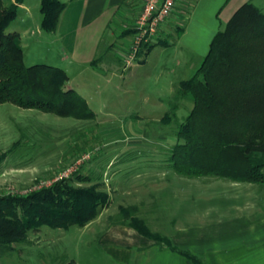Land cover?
<instances>
[{"label": "rangeland", "instance_id": "obj_1", "mask_svg": "<svg viewBox=\"0 0 264 264\" xmlns=\"http://www.w3.org/2000/svg\"><path fill=\"white\" fill-rule=\"evenodd\" d=\"M2 2L5 7L16 5V17L9 25L8 32L12 31L14 24L21 31L19 24L25 14L28 12L32 16L24 63L28 66L44 63L65 69L70 77L68 85L86 99L95 118L89 121L58 117L34 109H22L10 103L0 104V155L6 156L0 162V195H24L46 188L59 179L70 178L76 171L89 175L92 182H74V187L97 184L101 190L108 192L109 178L118 167H128L129 156L143 154L157 164L170 151L176 142L177 124L185 119L193 107L192 98L186 96L180 101L176 119H164L167 113L164 114V110L168 111L173 96L169 91L170 82H175V88L177 81L193 76L201 62L197 63L195 58L193 67L185 68L177 63L180 56L170 46L153 50L146 64L139 63L135 56L142 41L152 42L160 36L162 24L167 21L171 11L153 34L143 37L137 28L142 2H137L130 13L133 18L126 21L124 16L128 14V7L122 4L103 40L105 45L113 44L110 56L116 59L107 58V61L97 62L93 67L77 68L71 64L73 67L68 68L67 61L63 63L57 59L60 57L56 54L59 44L51 40V32L42 28L40 0H23L28 10L20 8L15 0ZM75 6L74 3L70 4L67 13L73 14ZM129 30L130 33H127ZM100 54L94 59H98ZM196 64H199L198 67ZM158 142H163L164 146ZM128 144L129 147L122 148ZM167 155L170 157V153ZM182 177L171 178V181L191 191L203 193L204 190H211L217 194L219 201L225 197L227 184L212 181L217 177ZM156 182L161 180L157 179ZM244 184H249L251 189L248 190L250 202L256 200L251 196H261L258 189L264 190L263 186ZM144 193L145 189L142 188L136 194H126L124 199L116 197L115 203L110 201L109 196L104 210L84 227L70 226L67 230L42 227L38 231H31L27 244L15 245L12 251L0 247V264H62L70 260L74 264H113L96 244V236L111 225L112 218H119L120 207H134L135 215L148 225L145 214L157 197L147 198ZM149 231L162 236L160 225L149 226Z\"/></svg>", "mask_w": 264, "mask_h": 264}, {"label": "trees", "instance_id": "obj_2", "mask_svg": "<svg viewBox=\"0 0 264 264\" xmlns=\"http://www.w3.org/2000/svg\"><path fill=\"white\" fill-rule=\"evenodd\" d=\"M22 1L15 0L17 5ZM65 6L60 0H40L45 31L56 29ZM15 17L16 5L5 7L0 0V104L93 120L95 113L86 99L68 87L69 76L64 69L24 63L19 35L7 31ZM157 44L142 41L136 60L143 62ZM98 59L91 65L95 66ZM186 96L192 98L193 107L177 124L176 142L169 151L173 171L186 177L213 176L264 187L263 11L252 3L236 10L213 36L196 73L177 82L164 119H176L180 101ZM5 157L0 155V162ZM74 182L91 183L92 179L76 171L70 178L24 195H0V247L12 251L15 245L28 243L31 231L84 227L97 217L109 203L108 192L97 184L74 187ZM135 212L134 207H120L119 218H112L110 223H125L149 239L166 243L193 264H204L189 251L171 246L165 236L149 231Z\"/></svg>", "mask_w": 264, "mask_h": 264}, {"label": "crops", "instance_id": "obj_3", "mask_svg": "<svg viewBox=\"0 0 264 264\" xmlns=\"http://www.w3.org/2000/svg\"><path fill=\"white\" fill-rule=\"evenodd\" d=\"M138 1L64 2L66 6L58 18L56 29L51 32V40L59 44L56 54L60 57L57 59L63 63L67 61L68 68L73 67L71 64L83 68L90 66L101 52L98 62L107 61L114 49L113 44L103 43L109 33L110 22L122 4L128 7L125 21L131 20L130 13ZM25 2L18 6L28 10ZM72 3L76 4L75 12L68 14ZM245 3H252L264 12V0H176L167 21L162 24L160 36L152 40L158 44L150 49L143 62H138L146 64L153 50L170 46L180 56L177 63L185 68L193 67L194 59L197 58V63L202 62L213 36ZM32 22V16L27 12L19 24L21 31L16 24L12 26L11 32L19 35L23 52L28 47L27 34ZM174 83L170 82L169 91L172 94ZM164 111L165 114L167 110ZM157 144L164 146L163 142ZM167 154L157 164L143 154L129 156L128 167H118L109 178L111 183L106 188L110 201L115 203L116 197L124 199L126 194H136L144 188L147 198L157 197L146 212L145 219L150 227L161 226L160 233L171 246L189 251L204 264H264V190L258 189L261 196L250 195L251 199H256L250 202L249 184L212 178V181L227 184L225 197L220 201L211 190H204L203 193L191 191L171 181V178L183 177L172 170ZM157 179L161 182L157 183ZM96 244L113 264H193L182 254L171 250L166 243L149 239L125 223L107 225L97 234Z\"/></svg>", "mask_w": 264, "mask_h": 264}, {"label": "built area", "instance_id": "obj_4", "mask_svg": "<svg viewBox=\"0 0 264 264\" xmlns=\"http://www.w3.org/2000/svg\"><path fill=\"white\" fill-rule=\"evenodd\" d=\"M140 1L142 2V11L137 25L140 30V36L153 34L157 26L164 21L176 3V0Z\"/></svg>", "mask_w": 264, "mask_h": 264}]
</instances>
